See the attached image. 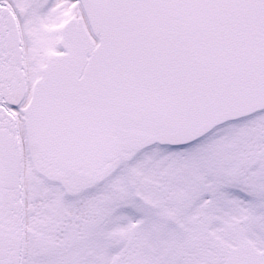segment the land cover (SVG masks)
<instances>
[{"label": "snow or ice", "instance_id": "obj_1", "mask_svg": "<svg viewBox=\"0 0 264 264\" xmlns=\"http://www.w3.org/2000/svg\"><path fill=\"white\" fill-rule=\"evenodd\" d=\"M0 264H264V0H0Z\"/></svg>", "mask_w": 264, "mask_h": 264}]
</instances>
